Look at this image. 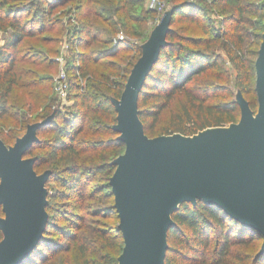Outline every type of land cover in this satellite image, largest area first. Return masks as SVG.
Segmentation results:
<instances>
[{"label": "trees", "instance_id": "1", "mask_svg": "<svg viewBox=\"0 0 264 264\" xmlns=\"http://www.w3.org/2000/svg\"><path fill=\"white\" fill-rule=\"evenodd\" d=\"M171 4L168 43L146 77L138 98L145 134L148 137L174 133L191 136L205 128L239 120L235 100L210 102L216 95V87L210 83L201 86L202 82L198 85V80L215 76L212 70L220 64L214 44L222 37L236 54L232 61L245 74L237 80L239 91L255 111V79L250 80L245 71L241 47L244 37L236 32L244 15L252 13L255 6L252 0H171ZM57 11L60 14L54 16ZM214 14L222 16V20L212 18ZM153 15V11L144 9V0H0V29L9 32V38L0 47V139L10 146L22 136L27 125L54 113L53 120L37 132L38 141L26 157L35 158L33 168L37 174L51 172L47 190L51 181L64 187L63 192L56 191L47 197L48 222L43 237L20 264H52L57 253L72 249L78 264H117L123 248L117 226H112L108 234L121 238L119 246L96 226L100 221L91 220L95 222L92 227L86 217L102 216V208L117 216L109 179L115 169L111 163L123 153L124 145L116 139L118 134L112 128L116 112L111 99L119 98L140 56V44L148 37L147 24ZM175 24H179L178 30L173 28ZM224 24L231 28L229 33L221 29ZM260 30L261 43L262 25ZM119 33L128 39H139L134 50L136 55L118 60L124 47L130 45L129 40L117 38ZM62 43L69 52L66 61L69 96L75 100V108L64 112L58 106L52 110L48 104L51 72L56 69L51 58L59 53ZM176 93L185 97L177 119L161 134L152 135L154 125ZM251 93L255 95L253 100L247 97ZM41 107L43 111L38 113ZM81 172L99 180L102 183L99 189L85 195L79 185ZM68 192L74 194L69 204L71 209L80 213L70 211L66 217L69 223L64 228L56 223L60 204L54 200L66 198ZM106 198L109 199L107 206ZM48 209L56 212L52 214ZM172 219L175 226L168 231L164 264H228L233 245L256 246L257 242L260 244L252 264H264V254L256 257L263 236L213 205L202 201L195 205L182 203ZM83 230L88 233L84 240L80 233ZM211 230L216 234V244L214 259L208 262ZM53 232L61 234L62 239L54 237ZM64 264H69L68 259Z\"/></svg>", "mask_w": 264, "mask_h": 264}, {"label": "water", "instance_id": "2", "mask_svg": "<svg viewBox=\"0 0 264 264\" xmlns=\"http://www.w3.org/2000/svg\"><path fill=\"white\" fill-rule=\"evenodd\" d=\"M173 8L166 10L141 45L119 98L113 130L124 151L113 161L109 179L123 248L117 264H164L172 215L182 203L202 201L221 209L242 226L263 236L256 257L264 254V24L255 59L253 111L241 92L240 117L227 127H208L188 136L148 137L139 118L138 98L146 77L167 45ZM54 113L26 126L7 146L0 139V264H20L36 247L48 222L50 171H34L26 157L37 132Z\"/></svg>", "mask_w": 264, "mask_h": 264}, {"label": "rangeland", "instance_id": "3", "mask_svg": "<svg viewBox=\"0 0 264 264\" xmlns=\"http://www.w3.org/2000/svg\"><path fill=\"white\" fill-rule=\"evenodd\" d=\"M157 5L153 7L151 4V0H144V9L153 11L154 15L149 18L148 20V26H147V31L148 35L152 31V29L158 24V22L161 19V16L163 13L168 10L171 7V0H156ZM252 3L255 4L254 7H252V13L250 14H245L244 15V20L240 22L239 26L236 28V32L241 33V35L244 37V41L241 43V47L243 49V57L242 60H244L246 64L245 71L247 75L249 76V79H255V71H254V62H255V51L256 48L260 44L259 40V33L261 32V25L263 26V9H264V1H255L252 0ZM163 7L162 12H158L156 10L157 7ZM205 8V7H204ZM257 8V9H255ZM204 12V11H203ZM231 13V11H230ZM60 13L59 11L54 12V16H58ZM26 15V14H25ZM27 16V15H26ZM212 18L215 20H222V16H218L216 14L211 15ZM179 24L173 25V28L175 30H178ZM221 29H224L226 33H229L231 31V28L228 26V24H224ZM196 35H199V32L197 30L194 31ZM179 35V34H178ZM123 33H119L117 35V38L119 40H129L130 45L125 46L124 50H122V53L118 56V60L124 57H132L136 55L135 46H137L140 41L138 38H126ZM9 38V32L7 31H2L0 29V47L5 43V41ZM142 43L140 44L141 47ZM215 47V54L219 56V64L220 66L214 70H212L213 75L215 76H209L206 77L205 79H200L198 80V85L200 84L203 86L205 83H210L212 86L216 87V95L212 97L210 102H222V101H227V100H235L236 95L239 92L237 80L238 78H241L244 74V71L238 70V68L235 65V62L232 61L233 57H235V52L229 46L225 40V38H220L217 40L214 44ZM141 49V48H140ZM69 52L67 51V46L65 43H62V46L60 48L59 53L56 56H52L51 60H53L56 65H55V71L51 72V77H52V91L49 94V100L48 104L50 105V109H52L55 106H58V109L61 110V112L68 111L71 109H74L75 105V100L74 98L69 96V81H68V75H67V56ZM128 57V58H129ZM65 74V79L67 83V92L65 96H61L59 91H58V85H59V79L61 78V74ZM197 84V82H195ZM194 83V84H195ZM193 92L197 93V89H193ZM249 100H253L255 98L254 94H249L248 96ZM185 103V97L182 94L176 93L172 100L169 102L168 108L165 109L162 112L161 117L159 120L156 122L154 125V134L152 135H159L161 134L164 129L170 124L172 121L177 119V113L181 111L182 105ZM45 106V104L43 105ZM53 110V109H52ZM43 111V107H41L38 110V113H41ZM31 115V114H29ZM36 115L33 114L30 117H34ZM34 119V118H31ZM229 123H226L223 127H227ZM80 177V189L83 190L84 194L86 195L89 191L93 190H98L99 185L102 183L95 179L92 178V175L89 173L81 172V174L78 175ZM48 196H53L56 194V191L58 192H63L64 187L62 184H59V182L56 181H51L48 183ZM81 190V191H82ZM101 191V190H100ZM102 193V191H101ZM105 193V190L103 191ZM68 196L66 198L58 197L54 201L59 203L58 205V212L56 213L58 218L56 219V223L60 226L67 227V224L69 223V220L66 219L70 214V211H75L76 213H80L78 210H72L70 207V203L74 199V194L69 193L67 194ZM77 201V200H76ZM105 205L109 203V199H105ZM88 203V202H86ZM92 204V201L90 202ZM97 206V205H96ZM105 207V206H104ZM93 208V206H92ZM50 213H55L56 211L48 209ZM94 210V208H93ZM92 210V211H93ZM0 216H3L1 210H0ZM70 218V217H69ZM87 221L91 220H98L100 223H96L97 227H100L105 231V236L109 239H111L112 243L114 245H118L121 243V238L115 234H108L110 232V229L112 226H117L118 225V219L116 214L109 210L106 211L105 208H102V216L94 217L92 218L91 216L87 215L86 217ZM91 226L93 227V224L95 225V222H90ZM65 230V229H64ZM65 233V232H64ZM81 233V239L84 240V238H87L88 233H85L84 230L80 232ZM210 237V242L209 246L207 248V257H208V262L213 261V251L215 249V238L216 234L213 230L209 233ZM53 236L56 237L58 240L62 239V235L56 232H53ZM86 240V239H85ZM257 244L256 246H243L239 244H235L231 247V255L229 258H227L228 264H252V258L254 254L257 252L259 248V242L255 243ZM68 259L69 264H78L77 257H76V252L75 249H72L67 252H59L55 256L52 264H64V261Z\"/></svg>", "mask_w": 264, "mask_h": 264}, {"label": "built area", "instance_id": "4", "mask_svg": "<svg viewBox=\"0 0 264 264\" xmlns=\"http://www.w3.org/2000/svg\"><path fill=\"white\" fill-rule=\"evenodd\" d=\"M151 4L153 5V7H155L158 3L156 0H151ZM156 10L158 12H162L163 7H157ZM59 85H58V91L60 93L61 96H65L66 92H67V83H66V79H65V74L62 73L61 74V78L59 79Z\"/></svg>", "mask_w": 264, "mask_h": 264}]
</instances>
